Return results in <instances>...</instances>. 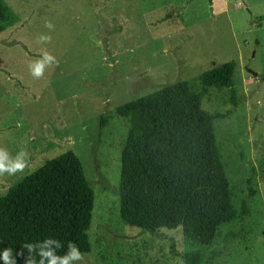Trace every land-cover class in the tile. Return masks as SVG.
Masks as SVG:
<instances>
[{
  "label": "rangeland",
  "instance_id": "rangeland-1",
  "mask_svg": "<svg viewBox=\"0 0 264 264\" xmlns=\"http://www.w3.org/2000/svg\"><path fill=\"white\" fill-rule=\"evenodd\" d=\"M0 147L25 150L29 167L0 176V197L45 160L72 151L93 192L90 249L69 264H264V0H2ZM46 21L53 24L46 27ZM51 36L50 42L40 36ZM53 61L39 78L31 61ZM234 62V93L208 89L200 107L213 122L233 208L247 216L218 228L209 249L180 228L150 234L118 217L119 155L126 122L115 107L162 86ZM103 123L100 126V119ZM27 159V157H26ZM253 190V193H250ZM203 264V263H202Z\"/></svg>",
  "mask_w": 264,
  "mask_h": 264
},
{
  "label": "trees",
  "instance_id": "trees-1",
  "mask_svg": "<svg viewBox=\"0 0 264 264\" xmlns=\"http://www.w3.org/2000/svg\"><path fill=\"white\" fill-rule=\"evenodd\" d=\"M7 16L0 0V26ZM234 67L230 61L200 73L198 91L178 81L115 107V115L126 122L117 188L124 225L150 234L179 227L190 246L209 249L220 226L247 216L244 202L239 211L231 204L215 143L213 122L228 113L200 107L208 89H228L232 99ZM102 123L101 118L99 127ZM92 202L93 192L72 151L45 160L0 197V253L11 248L15 264H25L29 251L22 245L40 241L31 252L40 264L41 247L64 257L71 251L69 240L81 254L88 253ZM48 236L55 242L45 245ZM215 257L216 251L204 258L191 250L183 262L211 264Z\"/></svg>",
  "mask_w": 264,
  "mask_h": 264
},
{
  "label": "clouds",
  "instance_id": "clouds-1",
  "mask_svg": "<svg viewBox=\"0 0 264 264\" xmlns=\"http://www.w3.org/2000/svg\"><path fill=\"white\" fill-rule=\"evenodd\" d=\"M46 27L52 28L53 24L50 21H46ZM51 36H40V41L50 42ZM53 61H56L58 66L59 62L56 58L48 52H44L39 59L31 61L28 65L30 69V75L34 78H39L44 74V69L46 66H49ZM27 157V159H26ZM29 167V153L25 150L19 151L15 157L11 156L6 148L0 147V176L7 174L8 176H15L17 173H24L25 169ZM55 242V237H46L45 245L48 243ZM69 248L71 249L69 255L64 257H59L55 255L52 249L45 250L44 247L40 249V264H69L71 260H82L83 255L77 251L76 246L73 245L72 241L69 240ZM40 241H37L35 244L27 243L22 245L23 249H28L29 255L25 261V264H36L35 259L32 257V250L39 246ZM57 247H60L57 243ZM23 253H17V255H22ZM0 259L4 261V264H15V258L12 256V249L6 248L0 253Z\"/></svg>",
  "mask_w": 264,
  "mask_h": 264
}]
</instances>
